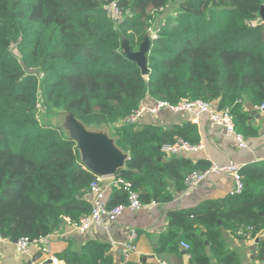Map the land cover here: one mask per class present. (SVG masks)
<instances>
[{"label":"trees","instance_id":"1","mask_svg":"<svg viewBox=\"0 0 264 264\" xmlns=\"http://www.w3.org/2000/svg\"><path fill=\"white\" fill-rule=\"evenodd\" d=\"M0 0V232L11 240L52 234L64 219L91 210L96 176L80 163L76 143L63 128L36 116L38 102L72 113L86 128L110 125L146 97L177 104L204 100L228 108L235 131L257 135L245 104L264 102V0ZM114 3L121 18L114 21ZM154 27L147 75L122 53L136 51ZM198 142L191 122L112 128L114 145L128 155L117 175L130 182L143 204L171 201L184 179L208 164L167 156L164 144ZM243 188L221 200L170 211L160 244L183 234L196 264H240L220 230L264 227V163L242 166ZM126 202L111 187L107 207ZM259 257L264 260L260 245ZM63 264H114L108 242L88 239L78 250L55 254Z\"/></svg>","mask_w":264,"mask_h":264},{"label":"crops","instance_id":"2","mask_svg":"<svg viewBox=\"0 0 264 264\" xmlns=\"http://www.w3.org/2000/svg\"><path fill=\"white\" fill-rule=\"evenodd\" d=\"M171 6L174 7L171 4L166 10ZM152 101H154L152 98L146 97L143 103ZM245 109L248 112L247 124L257 130V135L244 138L247 144L246 148L238 147L235 140L227 136L222 127L211 123L206 115H200L193 119L187 114L161 111L155 116L145 114L140 122L154 123L163 127L182 122L194 124L198 135V142L195 144L202 147L197 152H184L180 155V157L190 160L192 164H208L210 161L225 163L229 160H234L242 166L263 164L264 115L248 103L245 104ZM121 124V120H116L107 125L110 127L109 132L107 128H103L101 131L111 137L112 128ZM231 189L232 180L229 176L211 175L190 190L184 188L171 201L144 204V207L137 212L125 210L107 229L92 227L86 233L79 235L62 223L50 234L52 239L51 256L56 257V253L65 249L78 250L82 242L88 239L108 242V239L112 238L116 242H121L126 241L131 234H135L136 252L131 254L125 263L122 261L120 250L110 245L114 264H159V261L168 264H196L192 255L193 243L183 234L176 235L172 239L173 244L171 245L164 244L162 246L160 244V238L167 229L168 213L174 210L193 208L204 201L224 199L231 194ZM110 190L109 186L105 188L106 199ZM220 232L225 247L236 254L240 264H264V260L259 257L258 253L260 245H264V227L256 236H243L239 230L229 233L221 229ZM181 242L187 243L190 249H183L180 245ZM206 253L210 264H217L208 247ZM0 264L52 263L49 256L41 254L36 246H31L27 254H19L15 251L12 243L3 241L0 242ZM61 264L63 263L61 262Z\"/></svg>","mask_w":264,"mask_h":264},{"label":"built area","instance_id":"3","mask_svg":"<svg viewBox=\"0 0 264 264\" xmlns=\"http://www.w3.org/2000/svg\"><path fill=\"white\" fill-rule=\"evenodd\" d=\"M108 13L110 18L114 21L121 18V12L114 3L109 4ZM147 34L150 39L156 38V32L153 27L147 30ZM253 108L264 115V102L260 105L253 106ZM161 111H168L172 114L183 113L189 115L193 119L200 115H206L211 123L222 127L225 134L232 137L238 147H247L244 137L235 131L233 118L229 109L226 107L217 109L211 103L204 100H182L177 104L156 100L151 103H141L132 108L121 121L123 124H135L140 122L145 114L155 116ZM201 147L202 146L199 144H192L183 138L177 137L174 142L164 144L161 147V151L166 155L180 156L184 152H197ZM241 168L242 164L234 160H229L225 163L210 161L205 169L194 170L187 175L184 179L185 189L190 190L198 186L199 182L208 176L227 175L232 180L231 194H239L243 188L240 174ZM107 186L121 189L126 195V202L107 207L105 198V188ZM87 193L92 205L90 212L77 219H64L63 221L65 227L79 235L86 233L92 227L107 229L125 210L128 209L137 212L144 207V204L139 199L138 193L133 190L131 183L117 174L96 176L95 180L89 185ZM152 204H154V202H152ZM252 231L253 228L248 227L245 232L239 230V233L243 236H250ZM134 238L135 234H131L126 241L121 242H116L112 238L108 239V243L111 246H115L120 250L123 263L127 262L129 256L136 252ZM3 241L12 243L15 251L19 254H27L31 246H36L41 254L49 256V260L52 264H61L56 257L51 256V235L34 239L20 237L11 240L7 237H2V233L0 232V242ZM180 245L185 250L190 249L187 243L181 242ZM159 264L168 263L159 261Z\"/></svg>","mask_w":264,"mask_h":264},{"label":"water","instance_id":"4","mask_svg":"<svg viewBox=\"0 0 264 264\" xmlns=\"http://www.w3.org/2000/svg\"><path fill=\"white\" fill-rule=\"evenodd\" d=\"M260 17L264 19V7L260 9ZM148 34L136 51H131L126 39L122 40V53L134 61L142 75H147V53L150 48ZM64 128L68 137L76 143L80 154L81 165L95 176H109L124 168L128 155L118 149L113 139L104 131H92L85 127L72 113H68ZM2 237H6L2 234Z\"/></svg>","mask_w":264,"mask_h":264},{"label":"rangeland","instance_id":"5","mask_svg":"<svg viewBox=\"0 0 264 264\" xmlns=\"http://www.w3.org/2000/svg\"><path fill=\"white\" fill-rule=\"evenodd\" d=\"M181 0H174L173 2V6L177 5L178 2H180ZM154 28V27H153ZM68 113H64L63 111L59 110V109H55V108H51L50 110H45L41 104V102H38L37 105V112H36V116L39 119L40 122L44 123V124H48V125H53V126H58L63 128L64 132L66 134H68V132L66 131V129L64 128V121L65 118L67 116ZM103 128H107L108 132L110 131V127L103 125L101 127L98 128H89V130H97V131H101V129Z\"/></svg>","mask_w":264,"mask_h":264}]
</instances>
